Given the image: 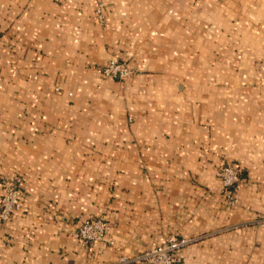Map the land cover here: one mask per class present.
<instances>
[{
  "label": "crops",
  "instance_id": "0c3cea01",
  "mask_svg": "<svg viewBox=\"0 0 264 264\" xmlns=\"http://www.w3.org/2000/svg\"><path fill=\"white\" fill-rule=\"evenodd\" d=\"M113 56L135 73L106 75ZM16 175L0 264H119L171 236L179 264H264V0H0V201ZM97 216L108 244L72 235Z\"/></svg>",
  "mask_w": 264,
  "mask_h": 264
},
{
  "label": "built area",
  "instance_id": "2783aa9c",
  "mask_svg": "<svg viewBox=\"0 0 264 264\" xmlns=\"http://www.w3.org/2000/svg\"><path fill=\"white\" fill-rule=\"evenodd\" d=\"M96 12L99 21L104 22L105 14L101 2L98 3ZM102 71L106 75L126 80L130 78L136 70L126 60L113 56L109 59L108 63L103 66ZM217 173L226 186L240 179L239 167L230 164L225 159L222 160ZM22 181L23 177L20 175H16L7 180V185L5 186V191L0 201V224L9 221L15 211L20 208ZM224 191L226 193L225 196L231 198V191L227 189H224ZM109 229V222L105 217H89L73 231L72 235L81 241L106 245L109 242L107 238ZM187 241L188 240L185 238L179 239L176 236H171L164 242L153 243L148 249L141 253L121 255L119 264H179V252Z\"/></svg>",
  "mask_w": 264,
  "mask_h": 264
},
{
  "label": "rangeland",
  "instance_id": "374dc122",
  "mask_svg": "<svg viewBox=\"0 0 264 264\" xmlns=\"http://www.w3.org/2000/svg\"><path fill=\"white\" fill-rule=\"evenodd\" d=\"M97 5H98V4H97ZM97 5H96V7H97ZM95 9H96V8H95ZM96 14H97V12H96ZM230 164H232V163H230ZM232 165H234V164H232ZM220 166H221V163L219 164V166H218V168H217V171H218V169L220 168ZM234 166H236V165H234ZM237 167H239V170H240V179H239L238 181H236L235 183L229 185V186L224 185V181H223L222 178L218 175L219 178H220V180H221V188L223 189L224 194H226L225 191H224V189H227V190H230V191H231V195H232L231 198H227V196H226V199L229 201V203H230L231 205H234V204H236V203L239 202V191H240L241 186H242V184H243V182H244V179H245L243 169H242L240 166H237ZM217 174H218V173H217ZM12 218H13V216H12ZM12 218H11V219H12ZM11 219H10V220H11ZM10 220H9V221H10ZM9 221H7V222H9ZM7 222H5V223H3V224H0V225H5ZM257 222H258V223H264V215L258 217ZM131 264H132V263H131ZM135 264H141V263H135Z\"/></svg>",
  "mask_w": 264,
  "mask_h": 264
}]
</instances>
